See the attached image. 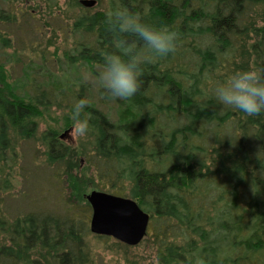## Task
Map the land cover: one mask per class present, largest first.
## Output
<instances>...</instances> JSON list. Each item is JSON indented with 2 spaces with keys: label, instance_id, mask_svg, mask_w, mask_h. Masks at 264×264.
<instances>
[{
  "label": "trees",
  "instance_id": "obj_1",
  "mask_svg": "<svg viewBox=\"0 0 264 264\" xmlns=\"http://www.w3.org/2000/svg\"><path fill=\"white\" fill-rule=\"evenodd\" d=\"M119 6L177 31V51L155 57L145 50L138 93L110 100L99 88L97 104L82 85L52 82L21 93L0 60V159L12 156L14 140L35 137L40 108L67 109L70 127L74 104L87 99L88 163L98 188L150 215L138 246L152 242L156 264H264V114L249 117L215 97L235 72L264 67V0H97L72 18L82 40L66 54L70 65L102 69V54L116 51L106 14ZM15 8L0 0L1 47L18 34V14L25 24L32 19ZM44 140L50 160L66 158L55 131ZM88 207L17 217L14 248L0 249V264H94Z\"/></svg>",
  "mask_w": 264,
  "mask_h": 264
},
{
  "label": "rangeland",
  "instance_id": "obj_2",
  "mask_svg": "<svg viewBox=\"0 0 264 264\" xmlns=\"http://www.w3.org/2000/svg\"><path fill=\"white\" fill-rule=\"evenodd\" d=\"M9 1L19 8L15 10L28 11L32 18L25 24L18 14L19 27L12 30H17L18 34H9L8 47L0 46V60L16 83L15 89L32 94L35 86L43 89L52 82L74 90H79L82 85L86 96L97 104L100 87L95 77L102 69L96 67L95 74L87 65L73 66L66 59V54L73 53L76 44L82 40L72 29V18L80 13L82 0ZM1 28L5 29L4 26ZM40 110L43 116L39 119L35 137L14 140L11 142L12 156L0 159L3 170L0 172V249L14 246L9 235L17 217L43 211L62 215L74 207L87 210L88 196L100 191L88 163L93 149L89 132L84 137L76 135L74 125L68 127L69 113L63 107ZM46 131H55L62 145L68 147V155L63 161L49 159L44 140ZM91 216L92 209L89 220ZM88 242L94 264H156V251L150 241L128 247L119 245L113 238H97L92 234Z\"/></svg>",
  "mask_w": 264,
  "mask_h": 264
},
{
  "label": "clouds",
  "instance_id": "obj_3",
  "mask_svg": "<svg viewBox=\"0 0 264 264\" xmlns=\"http://www.w3.org/2000/svg\"><path fill=\"white\" fill-rule=\"evenodd\" d=\"M105 23L114 36L116 51L102 54V70L95 79L107 99L130 100L141 88L142 65L148 59L144 51L155 57H167L177 51L181 37L170 26L146 22L123 6L110 10ZM130 36L138 39H129ZM215 97L221 104L249 117L264 114V67L235 72L216 87ZM87 107L88 100L80 99L72 108L74 133L80 137L86 136L90 128V117L85 112Z\"/></svg>",
  "mask_w": 264,
  "mask_h": 264
},
{
  "label": "water",
  "instance_id": "obj_4",
  "mask_svg": "<svg viewBox=\"0 0 264 264\" xmlns=\"http://www.w3.org/2000/svg\"><path fill=\"white\" fill-rule=\"evenodd\" d=\"M84 8L92 9L96 0H82ZM91 208V233L113 238L130 247L138 246L148 235L151 217L131 198L94 191L87 198Z\"/></svg>",
  "mask_w": 264,
  "mask_h": 264
}]
</instances>
